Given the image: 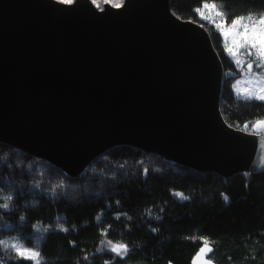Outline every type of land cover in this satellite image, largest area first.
<instances>
[{
  "label": "water",
  "instance_id": "95a60500",
  "mask_svg": "<svg viewBox=\"0 0 264 264\" xmlns=\"http://www.w3.org/2000/svg\"><path fill=\"white\" fill-rule=\"evenodd\" d=\"M223 82L209 33L170 0H0V143L69 177L116 146L225 178L264 171V127L225 122Z\"/></svg>",
  "mask_w": 264,
  "mask_h": 264
},
{
  "label": "trees",
  "instance_id": "16d2710c",
  "mask_svg": "<svg viewBox=\"0 0 264 264\" xmlns=\"http://www.w3.org/2000/svg\"><path fill=\"white\" fill-rule=\"evenodd\" d=\"M205 3L230 23L263 16L264 0H170L176 17L207 30L220 57L225 122L251 132L264 119V101L234 93L230 74L235 68L220 34L198 20L196 10ZM0 204L8 205L0 208V241L24 239L25 246L38 249L39 264H192L203 239L211 248L205 258L213 264H264V171L225 178L116 146L72 178L0 143ZM41 225L40 236L34 234ZM109 241L126 245L127 253L111 252ZM0 264L33 261L0 245Z\"/></svg>",
  "mask_w": 264,
  "mask_h": 264
},
{
  "label": "snow or ice",
  "instance_id": "6c2138e0",
  "mask_svg": "<svg viewBox=\"0 0 264 264\" xmlns=\"http://www.w3.org/2000/svg\"><path fill=\"white\" fill-rule=\"evenodd\" d=\"M72 0H61V3H71ZM95 2V0H94ZM119 6L118 4L116 5ZM205 8H212L214 5L205 4ZM217 15H221L220 12H217ZM251 20V17L248 18ZM244 17H237L231 20V23L228 24L227 20L217 23L215 27L221 31V35L224 37L226 44L231 37V46L226 47V51L229 52L233 57L238 55H244L246 57H251L252 59L247 61V71L251 73L253 71V66L260 68L264 67V16H261L258 20L254 21L251 24L244 23L242 21ZM242 25L243 30H239ZM243 49V52L241 50ZM259 61V62H257ZM238 65L241 64V60L237 59L235 61ZM261 93H264V88L260 89ZM257 100L264 101V94L257 95L255 97ZM255 130L259 127H264V121H257L255 125L252 126ZM245 130L248 129V125L244 126ZM147 172V170H145ZM180 199H187L182 193H174ZM10 200L11 197H8ZM225 201L228 200V197H224ZM7 204H0V208H7ZM119 218V217H117ZM99 219V217H97ZM62 231H67L65 228H61ZM155 231V229H153ZM111 247L110 251L115 253L118 256H123L127 253V246L124 244H112L111 241L108 242ZM4 242L0 241V245H3ZM11 247L15 250L16 255L26 260H32L34 264H39V253L33 251L30 248H24L22 246L18 247L17 244H11ZM208 252H211V248L206 239L202 240V247L194 257L192 264H211L210 260H205L204 257Z\"/></svg>",
  "mask_w": 264,
  "mask_h": 264
},
{
  "label": "rangeland",
  "instance_id": "374dc122",
  "mask_svg": "<svg viewBox=\"0 0 264 264\" xmlns=\"http://www.w3.org/2000/svg\"><path fill=\"white\" fill-rule=\"evenodd\" d=\"M57 1L61 2V0H57ZM91 1L96 7H101V3L103 2L102 1L100 4H97L96 0H95V2H94V0H91ZM108 3H110L112 5L115 4L113 6H116L117 4L120 5L122 2L113 3L112 1L109 0ZM205 4L213 5L211 3H205ZM204 5H202L200 8H198L196 10L197 15H198V20L202 21L203 23H205L209 27H212L214 30H216L220 34L223 50H224L225 54L228 56V58L231 60V62L234 65V68H235V71L230 74V76H231V88L233 89L234 93L238 97L246 98V99H256L255 97L257 95L264 94V93L260 92V89L264 88V67L257 68L254 65L253 71L251 73H249L247 71V61L252 59L251 57H246L244 55H238L236 57H233L229 52L226 51V47L231 46V37H229L227 44H226L224 37L221 35V31L215 27V25L217 23L224 21L223 15L222 14L217 15V12H219V11L217 10L215 5L212 8H205ZM249 17H251V20L248 19ZM260 17H255V16L244 17L242 24H244V23L251 24L254 21L258 20ZM230 23H228V24H230ZM239 30H241V31L243 30L242 25L240 26ZM241 52H243V49L241 50ZM237 59L241 60V64L238 65L235 62ZM257 62H259V61H257ZM251 129H252V127H251ZM36 229H37V231H33V233L38 234L40 236L41 231L44 229V226H42V225L40 227L38 226ZM22 241H23V243H26V241L24 239H22ZM13 243L17 244L18 247L22 246L24 248H30L33 251H36L39 253L37 248L25 246L20 241L19 238L8 240L7 243H4L1 246L3 247V249H10V250L14 251V253L16 254L15 250L11 247V244H13ZM38 260L40 262V254H39ZM33 264H34V262H33Z\"/></svg>",
  "mask_w": 264,
  "mask_h": 264
}]
</instances>
